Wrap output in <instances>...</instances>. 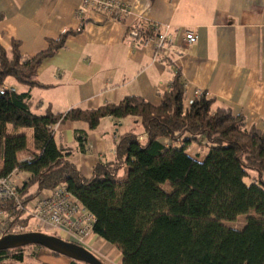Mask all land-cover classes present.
I'll return each instance as SVG.
<instances>
[{"label":"trees","instance_id":"trees-1","mask_svg":"<svg viewBox=\"0 0 264 264\" xmlns=\"http://www.w3.org/2000/svg\"><path fill=\"white\" fill-rule=\"evenodd\" d=\"M79 32H62L31 58L20 53L17 42L9 51L0 48V176L14 170L28 174L19 187L24 202L65 186L94 215L92 233L119 251L121 264H264V133L245 128L243 114L215 107V99L204 93L186 101L179 75L158 104L126 96L65 113L49 107L36 112L29 92L4 87L8 78L36 85L42 61ZM104 117H134L142 132L120 136L115 161L98 163L86 179L69 160L70 152L57 146L51 128L68 120L94 129ZM22 128L31 131V148L26 133L18 132ZM85 136L78 132L80 149ZM190 144L207 148L203 160L187 153ZM21 151L30 152V159L20 160ZM120 169L122 179L117 178ZM31 184L37 191L26 195ZM240 215L247 216L243 228L224 225ZM38 248L1 250L0 262L24 263Z\"/></svg>","mask_w":264,"mask_h":264},{"label":"crops","instance_id":"crops-1","mask_svg":"<svg viewBox=\"0 0 264 264\" xmlns=\"http://www.w3.org/2000/svg\"><path fill=\"white\" fill-rule=\"evenodd\" d=\"M121 1L131 12L123 23L94 11L76 15L81 0H0V48L9 51L17 42L24 57L46 50L49 41L62 32L81 28L42 61L36 85L29 87L8 78L4 87L29 92L36 112L49 107L55 113H65L71 108L95 109L118 103L126 96L158 104L179 75L186 101L204 93L215 99V107L243 114L245 128L264 133V0ZM137 21L143 27L169 24L173 44L168 50L157 51L131 43L127 31ZM183 29L195 32L196 43L183 45L179 37ZM137 121L134 117H104L90 129L84 121L67 120L58 124L54 140L70 152L69 160L89 179L98 163L115 161L120 136L142 132ZM80 131L86 135L83 149L76 138ZM30 156L28 151L18 154L20 160ZM22 174L25 172L15 170L11 176L18 178V183L13 181L18 187L24 182L20 181ZM43 227L41 230L53 231L49 224ZM57 233L64 237L62 231ZM35 252L34 258H28L30 264H72L70 258L42 247Z\"/></svg>","mask_w":264,"mask_h":264},{"label":"built area","instance_id":"built-area-1","mask_svg":"<svg viewBox=\"0 0 264 264\" xmlns=\"http://www.w3.org/2000/svg\"><path fill=\"white\" fill-rule=\"evenodd\" d=\"M88 11L97 12L116 23L125 22L131 13L130 7L121 0H81L76 15L84 16ZM172 30L169 24L143 27L137 21L128 29L127 39L137 46H150L163 51L168 50L174 42ZM179 37L184 46H191L197 41V36L191 29L181 30ZM58 124L51 128L53 132L57 130ZM12 173L0 176V236L9 231L11 233V229H14L13 233H22L29 225V220H33L40 229L49 224L53 230L62 231L68 240L89 248L95 217L65 186L59 185L51 191L38 194L28 210L26 205L32 199L25 202L21 199L19 187L11 178ZM24 212L27 216H23ZM24 219H28L26 225L21 223Z\"/></svg>","mask_w":264,"mask_h":264},{"label":"rangeland","instance_id":"rangeland-1","mask_svg":"<svg viewBox=\"0 0 264 264\" xmlns=\"http://www.w3.org/2000/svg\"><path fill=\"white\" fill-rule=\"evenodd\" d=\"M18 132H24L27 135V144L31 145L32 143V139H31V131L28 128H22L19 129ZM57 141V139H55ZM192 157H196L199 160H203V158L205 157L206 153H207V148L204 147L203 144H194V146L192 145V147H188V151ZM78 159V156H76L75 160ZM252 176H257V173L254 171H250ZM86 177H88L87 175H85ZM118 179H122L123 178V169H120L118 171ZM21 180H27L26 178V173L22 174V176H20ZM14 182L18 183V178L14 177V179H12ZM246 182H252L253 179L251 180L250 178H246L245 179ZM166 187L168 188V185H166ZM37 191V187L36 184H31L28 186V190H27V194H35ZM36 198H33L27 205L26 208L29 210L31 209V206H33L34 202H35ZM23 216H27V214H23ZM246 215H240L236 218V220L234 221H224V225L231 227V228H235V229H241L243 228V226L246 223ZM45 228V227H44ZM42 229V228H41ZM39 227H37L34 223L33 220H29V225L25 228V230L22 231V233L24 232H31V231H40L41 233L47 234V235H52V236H58L57 231L53 230H41ZM10 232V231H9ZM14 232V229H11V233ZM10 234V233H8ZM59 237V236H58ZM66 241H69L66 237H60ZM91 241H90V249L93 252V254L100 259L104 264H121L120 261V254L119 251L112 245L106 243L103 240H99L97 238H93L90 237ZM72 242V241H70ZM84 246V245H83ZM84 248H87L86 246H84ZM31 249V248H29ZM88 250V249H87ZM90 251V252H91ZM27 252V251H26ZM28 256H26V261L30 264V260H28ZM27 263V264H28ZM0 264H20L19 262H15L12 261L10 259H4L3 261L0 262ZM77 264H84V263H80L77 261Z\"/></svg>","mask_w":264,"mask_h":264},{"label":"water","instance_id":"water-1","mask_svg":"<svg viewBox=\"0 0 264 264\" xmlns=\"http://www.w3.org/2000/svg\"><path fill=\"white\" fill-rule=\"evenodd\" d=\"M23 245H37L56 254L84 264H104L92 252L74 242L58 236L47 235L40 231L10 233L0 236V251Z\"/></svg>","mask_w":264,"mask_h":264}]
</instances>
